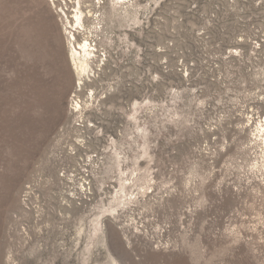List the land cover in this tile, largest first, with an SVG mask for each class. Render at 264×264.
I'll return each instance as SVG.
<instances>
[{"label": "rangeland", "instance_id": "rangeland-1", "mask_svg": "<svg viewBox=\"0 0 264 264\" xmlns=\"http://www.w3.org/2000/svg\"><path fill=\"white\" fill-rule=\"evenodd\" d=\"M0 264H264V0H0Z\"/></svg>", "mask_w": 264, "mask_h": 264}, {"label": "bare ground", "instance_id": "bare-ground-1", "mask_svg": "<svg viewBox=\"0 0 264 264\" xmlns=\"http://www.w3.org/2000/svg\"><path fill=\"white\" fill-rule=\"evenodd\" d=\"M56 0H51V3H54ZM63 16V26L65 32L69 28L71 30V25L70 22L68 21V17L65 15L64 12H61ZM74 20L76 24L80 25L81 22V13L76 12L74 15ZM72 31V30H71ZM70 32H68V47H69V60L71 61V65L74 68L73 72L75 73L76 76V92L82 89L84 86V82L88 80L89 78V73H90V67L87 62V59L91 57V49L90 46L87 43H80V44H74V35ZM22 54L25 55V61L26 63L29 64L30 61V55H29V50L25 46V49L22 50ZM91 55V56H90ZM25 74V85L27 86L29 83V70L27 73V69L24 70ZM27 77H28V82H27ZM85 80V81H84ZM84 81V82H83ZM26 98L27 102L24 100V109L26 110V107H29L28 103V95L25 94L23 98ZM78 106L73 104L72 111H76V108ZM40 120V119H39ZM32 210V209H31Z\"/></svg>", "mask_w": 264, "mask_h": 264}]
</instances>
